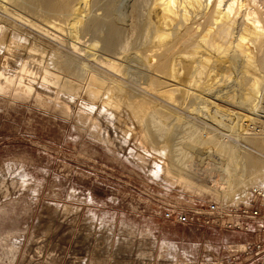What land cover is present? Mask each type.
Segmentation results:
<instances>
[{"label":"rangeland","instance_id":"1","mask_svg":"<svg viewBox=\"0 0 264 264\" xmlns=\"http://www.w3.org/2000/svg\"><path fill=\"white\" fill-rule=\"evenodd\" d=\"M88 1L82 55L72 49L75 15L51 26L15 6L9 16L0 0L9 32L0 45V264H264L231 251L244 232L155 216L159 200L240 206L264 186V38L243 42L254 50L245 58L229 38L220 47L202 27L175 23L170 38L187 34L177 51L192 46L183 50L191 55L180 52L176 78L160 76L143 53L159 24L154 0ZM200 56L198 74L191 67ZM154 77L164 94L145 89ZM252 82L261 98L249 120L238 111L247 113Z\"/></svg>","mask_w":264,"mask_h":264},{"label":"bare ground","instance_id":"2","mask_svg":"<svg viewBox=\"0 0 264 264\" xmlns=\"http://www.w3.org/2000/svg\"><path fill=\"white\" fill-rule=\"evenodd\" d=\"M3 2H5L7 4L2 5V7H3L2 9H5L9 16H17V13L15 11H13V9H12V7L15 6L17 8H21V10L30 11L31 13H33L32 14L33 18L42 19V20L48 22V24L50 23L49 25H51V24L57 25V24L66 22V21H68L70 16H73V18H74V15H75L76 19L75 18L74 19L76 20L75 21V25H76V29H75V33H76L75 36L76 37L75 38H76V41H74V44H73L74 48H72V49H74L75 52H77V53L81 52L80 54H82V52H83L82 48L83 47L81 48L79 44H82V42L84 41L85 34L84 35L82 34L81 29L79 30V27H78L79 24L78 23L82 22L81 20H82V17H84V13H83V9L81 11V8L83 6L87 7V5L89 3L88 0H81V2H79L80 6H78L79 4L72 6V4L69 3V0H3ZM93 3H94V1H93ZM9 5L12 7H10ZM263 5H264V0H154V8L156 11L155 13H156L157 21L159 24H158V28H157V25L154 24V25H156V27L155 26L154 27L157 29H155L156 31L154 32V34L151 38L150 47L143 53L149 52V53L153 54L152 56L155 59V61H154V63H150V67H151V69L156 71L155 73H159V75L165 74V76H167L166 75V73H167L168 77H170V76L175 77L176 73L172 74V72L178 70L177 69L178 68V66H177L178 65V59L180 58V56H182L180 52H182L184 49L186 50L187 48H189V49L192 48V46H191V47H186V48L182 49V47H183L182 46L180 48L182 51H180V52L177 51V48L181 44H184V39L186 40V38L189 37V36L187 37V34H186V37L181 36V37L177 38L178 33H179L178 32L177 35L174 34L176 37L172 36L170 38V36H171L170 29L172 28V25H175V23H178V24L182 23V24H185L186 26L192 27L193 29H194V27H197V28L202 27V30L204 33L205 32L209 33L210 34L209 36L213 37L212 39H214V40H212V41L215 42L218 40V43L215 42L216 44H219V39H224V38L228 39L229 38L228 39V40H230V41H228L229 45L232 46V44H234L233 50H235V52L243 54L245 56V58H251V54L253 53L254 50L251 48L250 45H246L243 42L245 40L249 39L252 44H255V45L258 44L259 45V42L261 40H263V38H264V25H263L264 24V22H263L264 21V15H263V12H261V10H260ZM88 7H90V6H88ZM15 10H16V8H15ZM41 10L44 11L45 13L47 12L46 14L54 13L53 15H55V16H53V17L56 19H52L49 14L48 15L42 14ZM25 11H23L22 13H24ZM84 11H85V8H84ZM31 13H27V14L30 15ZM1 22H4V21H1ZM235 25L236 26L238 25L239 30L237 29L238 30L236 32L237 34L234 35L233 34V28ZM2 27L3 26H0V45L6 44V40H7L8 35H9L8 30H6V28H4V27L2 28ZM12 28H10V29L12 30ZM197 28H195V29H197ZM185 29H187V28H185ZM200 29H197V31ZM184 30L182 29L179 31H181V34H182V31H184ZM176 31H178V30L176 29ZM13 32H14V30H13ZM193 32H191V33H193ZM193 34H194L193 39H197V37L195 36V33H193ZM203 34H202V36H203ZM197 35H199V34L197 33ZM191 36H192V34H191ZM198 38H200V37H198ZM200 39H198V40H200ZM215 39H217V40H215ZM195 41L192 42L191 44L197 43V40H195ZM221 42L222 41H220V43ZM216 44H215V46H217V49L220 50V47H222V46H220V44H219V46H220L219 47ZM221 45H224V43H221ZM71 46H72V44H71ZM213 46L214 45H211V43H210V47L207 48L205 51H208V49H211ZM0 47H2V46H0ZM198 47L199 46H196L194 48V50L197 54L199 52H201L203 49V48L199 49ZM226 47H228V45ZM214 48L216 49V47H214ZM180 49H178V50H180ZM204 49H205V47H204ZM211 50H210V52H211ZM90 51H89V54H91L90 57H93L91 59L94 60V62L98 66H100L101 68H103L105 70L111 71V72H113V74L115 73V75H116V72H117L116 70H118V67H119L118 64H115V63H113L109 60H106V59H102L101 57L96 55L97 53L96 54H94L93 52L90 53ZM214 51H216V50H214ZM184 52L185 51H183L182 53L185 54ZM187 54H189V53H187ZM187 54H185V55H187ZM148 55L149 54H147V56ZM189 55H191V54H189ZM202 56L205 57V55H202ZM203 57H201V59H199V60L197 59L196 61L195 60L193 61V65L191 68H193V69L195 68L194 69V70H196L195 73L199 74V72H202V71H200V69H201L200 65L201 64L196 65L194 63H199V62L202 63L203 60L206 59V58L204 59ZM183 61H185V60H183ZM185 63L183 62V64H185ZM250 63H252V62H250ZM183 64H181V65L183 66ZM185 67L183 66V68H184L183 70L188 69L187 64H185ZM117 73L120 74L121 73L120 70H118ZM2 75H3V73H0V76H2ZM253 75H254V73H253ZM6 79L9 82L13 81L12 78H10L8 76L6 77ZM94 79L95 78H93L91 80L94 82ZM255 79L256 78H254L253 80L256 81L257 79L256 80ZM199 80H198V82H199ZM102 82H104V81H102ZM163 84H164L163 80L154 77V78H151V80L147 82V84L145 85V87H147V88H145V89H147V91L149 89H152V90H149L148 92H150V91H152L150 93L156 92L155 95L164 94V92H165V90H167V88L165 89V88L161 87ZM258 85H259V82H258ZM258 85H257V82H254V83L252 82L250 85L251 86L250 92L248 91L247 95H245L244 99L242 100V102L245 104V106L247 108L245 111L248 114L247 113L242 114L238 111V114H241V116H243L244 118H247L249 120L251 118H254V117L250 116L249 114H256L255 112H257V110L259 108L258 102H259V98H261L259 96V93H260L259 91L261 89L258 88ZM171 86H172V84H171ZM28 88H30V86H28ZM141 88H143V87H141ZM246 130H247V128H246ZM244 133L248 134V131H246ZM250 142H252V144L255 146L260 147V145H261V142L257 141V140L255 142L254 141H250ZM226 146H228V145H225L224 142H220V144H218L217 149H220L222 151V149H226L225 148ZM230 150H231V148H230ZM242 245H238V246L242 247Z\"/></svg>","mask_w":264,"mask_h":264},{"label":"built area","instance_id":"3","mask_svg":"<svg viewBox=\"0 0 264 264\" xmlns=\"http://www.w3.org/2000/svg\"><path fill=\"white\" fill-rule=\"evenodd\" d=\"M159 201L155 216L176 224L244 232L247 239L245 243H240L243 247L235 244L231 251L264 259V208L261 206L264 202L263 185H254L249 199L240 206L212 198L198 204V199L193 196L178 206L171 204L168 199Z\"/></svg>","mask_w":264,"mask_h":264}]
</instances>
